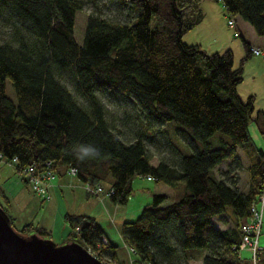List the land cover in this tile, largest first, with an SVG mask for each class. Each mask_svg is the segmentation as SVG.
<instances>
[{
    "label": "trees",
    "instance_id": "trees-1",
    "mask_svg": "<svg viewBox=\"0 0 264 264\" xmlns=\"http://www.w3.org/2000/svg\"><path fill=\"white\" fill-rule=\"evenodd\" d=\"M85 2L0 0L7 26L0 35V160L16 156L18 170L29 163L44 167L47 160L56 171L75 166L82 181L108 183L115 201L128 198L135 173L150 174L174 191L182 182L170 202L162 203L166 193L153 192L134 218L122 221L121 234L135 254L131 261L120 259L107 237L102 241L104 230L93 215L64 213L67 239L106 264L103 251L114 264H178V258L197 251L203 264L264 262V245L254 261L239 252L241 224L264 186V152L247 130L252 119L264 131V115L253 113V95L243 99L236 89L242 62L252 54L249 41L242 36L245 54L239 66L233 65L230 48L207 51L184 41L182 31L203 16L200 0H115L127 17L91 10L78 41L74 18ZM222 2L230 16L246 20L264 36V0ZM6 79L14 98L6 91ZM102 93L136 104L147 122L175 120L186 141L175 143L165 130L172 156L150 163L151 135L141 127L132 137L123 136L107 118ZM216 130L223 135L212 144L209 137ZM80 144L98 148L99 157L77 160L74 149ZM238 145L248 159L246 189L229 172L233 162L242 163ZM225 160L228 166L222 168ZM226 211L233 224L220 227L213 217ZM18 230L49 236L47 228L31 222Z\"/></svg>",
    "mask_w": 264,
    "mask_h": 264
},
{
    "label": "rangeland",
    "instance_id": "rangeland-1",
    "mask_svg": "<svg viewBox=\"0 0 264 264\" xmlns=\"http://www.w3.org/2000/svg\"><path fill=\"white\" fill-rule=\"evenodd\" d=\"M200 6L203 11V16L190 28L185 29L181 33V38L186 42H197L207 51H221L224 48H230L233 53V65L239 66L240 60L245 54V47L243 44L242 36L243 34L254 35L255 31L252 30V25L248 27L249 31L242 27V22L238 16H232L235 20L234 25L230 26L228 24L229 13L226 11L222 0H200ZM100 8L101 13L114 18H124L127 17L125 9L119 7L115 0H86L83 7L78 9L75 13L74 18V36L80 41L83 36L84 23L87 14L91 10H96ZM6 21L0 17V35H5L6 33ZM239 22V24L237 23ZM241 23V24H240ZM241 28V34L235 35V29L239 31ZM254 31V33H253ZM257 35V34H256ZM245 36V35H244ZM255 45L261 49L259 54H250L242 62V79L236 85L238 94L245 99L248 94L253 95V113L260 110L264 115V36H260L253 41ZM257 44V45H256ZM67 83L70 84L68 76L64 77ZM6 91L7 93L15 97L14 90L11 87L9 79H6ZM102 101L106 107V115L110 123H115L117 127L123 130V136L132 137L137 129L144 127L146 133L151 135L149 140H147V146L151 153L150 163L155 164L160 155L172 156L173 146L166 133L172 141L178 144H182V141H186L184 134L181 129L177 128L178 124L175 120L169 119L166 122H147L144 120L142 115L138 112V106L132 102L125 101L111 94L102 93L100 94ZM260 121V120H259ZM165 130L166 133H165ZM248 135L252 139L253 143L261 148L264 152V131L260 130L259 125L254 122V120H248L247 124ZM181 132V133H178ZM223 135L219 130L214 131V133L209 137L212 144L218 143V137ZM201 146V142H197ZM238 154L242 157V163L233 162L229 167V172L231 175H235V179L238 185L244 189L247 187L248 182V170L245 167L247 165L248 159L244 154L242 148L237 146ZM222 168H227L228 162L225 160L221 162ZM0 176L2 178L6 176V182L12 185L14 180L21 181L23 183V190L30 194L31 200L24 205L23 201L19 200L17 202L16 212L20 217L30 216L35 219L39 216L45 214L44 218L46 222H52L53 224L52 233L51 229L48 228L49 234H51V239L55 243H62L67 239V232L69 230V224L67 229L64 228L60 222L59 218L52 219L53 207L49 209L46 207L45 203L47 199H43L36 194H32V190L28 181L25 180L23 173L16 168V166L10 161V159L2 158L0 160ZM215 173L218 174V170L215 169ZM56 175V174H55ZM103 190L99 193L94 194L90 192V196L93 195L97 199L89 206L92 210V214L95 215L96 220L99 222L100 226L103 228L104 232L109 236L112 243L116 245V250L118 257L120 259H125L126 261H131L135 257L133 251L129 248V244L125 242L124 237L121 234V223L125 219L134 218L141 207L151 200V195L156 191H164L166 184L161 180H156L155 178H147L143 174H133L130 178L131 190L128 198L124 201L113 200L105 191L108 187V183H102ZM84 186V183L82 184ZM71 188L76 190L75 186L66 187L64 193H59V198L56 197V205L59 208L66 206L72 202L76 205L78 204L77 195L73 196ZM173 190V189H172ZM174 191V190H173ZM176 192V191H175ZM176 195L174 192L168 194V196L162 201V203L170 202L173 196ZM52 193L51 199H55ZM46 201V202H45ZM0 204L9 211V206L6 204L3 197L0 196ZM230 208L228 207V210ZM10 215V213H8ZM11 216V215H10ZM34 219V220H35ZM215 223L220 226H228L233 224L232 216L230 211H226L222 216L213 217ZM13 225L16 228H21V225L12 217L11 219ZM66 224V223H65ZM33 225H38L34 223ZM40 225V224H39ZM100 242L96 243L99 245ZM258 245H264V198L262 203V219L260 230L257 239ZM239 252L242 256L248 257L251 255V249L248 246H241ZM194 256H184L177 259L178 264H203L201 259V252H194ZM106 252H102V258L105 259L108 264H114L113 259ZM258 264H264L263 261H259Z\"/></svg>",
    "mask_w": 264,
    "mask_h": 264
},
{
    "label": "water",
    "instance_id": "water-1",
    "mask_svg": "<svg viewBox=\"0 0 264 264\" xmlns=\"http://www.w3.org/2000/svg\"><path fill=\"white\" fill-rule=\"evenodd\" d=\"M0 264H106L77 240L55 243L51 237L14 227L0 205Z\"/></svg>",
    "mask_w": 264,
    "mask_h": 264
},
{
    "label": "crops",
    "instance_id": "crops-1",
    "mask_svg": "<svg viewBox=\"0 0 264 264\" xmlns=\"http://www.w3.org/2000/svg\"><path fill=\"white\" fill-rule=\"evenodd\" d=\"M238 18L242 22V27H245L249 31L248 27H250V24L246 20H243L240 17H238ZM237 23L239 24V22H237ZM239 29H240V33H241V28H239ZM252 30H253V28H252ZM242 33H243V31H242ZM242 33H241V35H242ZM253 33H254V31H253ZM243 36L245 37V39H247L249 41V43L251 45H252V43L255 45V43L253 41L262 35H258V34L256 35V33H254V35H251L249 33V35L243 34ZM219 166H221V163L219 164ZM6 181H7L6 176H4L3 178H2V176H0V196L3 197L6 204H8L9 211H10L8 213H10L11 217L16 219V221L21 226L23 224H25L26 222H31L32 224H34V223H36L38 225L40 224L47 229L50 228L49 223H52V222H46L45 221V218H44L45 214L42 216H39L36 219L34 217L32 218L30 216L24 215L23 217H20L18 215L16 210H14V208L16 209V207H17L16 206L17 202H20L19 200H21V201H23V204L26 205L31 200L30 194L27 191L23 190L24 189L23 183L21 181L19 182L18 180H14L12 185H9ZM83 183H84V181H82L76 175V173L75 174L68 173V172H66L65 168L59 167V169L56 171V175L50 180V185L48 187L49 197H47V198L41 197V196L37 195L32 189L31 190L33 192L32 194H34V195L36 194L37 196H39L43 199H47L46 201H48V202L45 203V205L49 209L51 208V205H52V207L54 205L53 211H52V216H51L52 219L53 218L54 219L59 218L62 226L67 229V226H68L67 223L68 222L64 218L65 212L86 213V214L93 215L95 217V215L92 214L91 208H89V206L92 205L95 196L93 197V195H91V196L89 195L90 192H88L85 189V186L82 185ZM72 186L76 187V190L71 188L72 195L73 196L77 195L78 198H80V200H78V204L75 205L73 203V197H72V202H70L69 204L68 203L65 204L66 206H63L62 208H59V206L56 205V197L59 198V193H64L63 188L72 187ZM182 186H183L182 182H177L175 184V187L177 188V190L175 192V191H173L174 189L172 186L166 184V188L162 192L166 193L168 196V194H170L172 192L178 193V190H181ZM244 189H246V188H244ZM52 193L54 194L53 197H55V199L50 200L49 198H51ZM96 200L97 199L95 198V201ZM95 219H96V217H95ZM52 228H53V224H51V228H50L51 232L50 233H52ZM50 235L51 234H49V237H51ZM104 235L109 239V236L106 234V232H104ZM67 238H68V236H67Z\"/></svg>",
    "mask_w": 264,
    "mask_h": 264
},
{
    "label": "built area",
    "instance_id": "built-area-1",
    "mask_svg": "<svg viewBox=\"0 0 264 264\" xmlns=\"http://www.w3.org/2000/svg\"><path fill=\"white\" fill-rule=\"evenodd\" d=\"M234 18L229 16L228 24L230 26L234 25ZM235 35H238V30L235 29ZM250 50L254 54H258L261 52V49L257 46L250 45ZM10 161L14 164L17 162L16 156H13ZM66 172L75 174L76 167L69 165L65 168ZM25 179L28 181L31 189L39 196L47 198L49 197L48 187L50 185V180L55 176L56 170L50 165V160L46 161V166L37 168L34 163L27 164L22 170H20ZM147 178H153L152 175L147 174ZM85 189L88 192L97 194L101 190H103V186L101 184L92 185L89 182H84ZM112 191V188L106 189V193ZM264 198V186L261 192L258 195L256 201L252 202L250 205L251 215L249 218L241 224L242 229V238L240 242L241 246H248L251 249V257L253 261L255 260L256 250L261 246L257 244L258 233L260 230L261 219H262V203ZM102 241H106L107 238L104 235H101ZM132 250V246L128 245Z\"/></svg>",
    "mask_w": 264,
    "mask_h": 264
},
{
    "label": "clouds",
    "instance_id": "clouds-1",
    "mask_svg": "<svg viewBox=\"0 0 264 264\" xmlns=\"http://www.w3.org/2000/svg\"><path fill=\"white\" fill-rule=\"evenodd\" d=\"M76 159L83 162L89 159L98 158L100 150L91 144H80L74 149Z\"/></svg>",
    "mask_w": 264,
    "mask_h": 264
}]
</instances>
